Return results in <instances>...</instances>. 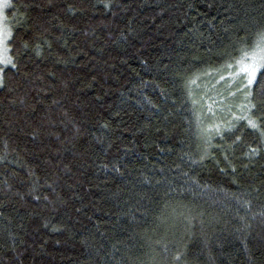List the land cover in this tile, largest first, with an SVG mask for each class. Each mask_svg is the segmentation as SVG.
<instances>
[{"label":"trees","instance_id":"trees-1","mask_svg":"<svg viewBox=\"0 0 264 264\" xmlns=\"http://www.w3.org/2000/svg\"><path fill=\"white\" fill-rule=\"evenodd\" d=\"M4 3L0 264H264V0Z\"/></svg>","mask_w":264,"mask_h":264},{"label":"snow or ice","instance_id":"snow-or-ice-1","mask_svg":"<svg viewBox=\"0 0 264 264\" xmlns=\"http://www.w3.org/2000/svg\"><path fill=\"white\" fill-rule=\"evenodd\" d=\"M6 4H7V0H5V3H4V5H2V6H6ZM254 74V73H253ZM249 83H251V81H249Z\"/></svg>","mask_w":264,"mask_h":264},{"label":"rangeland","instance_id":"rangeland-1","mask_svg":"<svg viewBox=\"0 0 264 264\" xmlns=\"http://www.w3.org/2000/svg\"><path fill=\"white\" fill-rule=\"evenodd\" d=\"M1 40H2V39H1V36H0V48H1Z\"/></svg>","mask_w":264,"mask_h":264}]
</instances>
